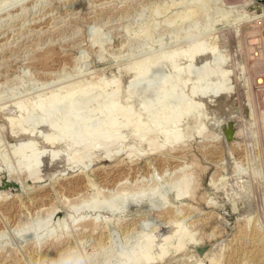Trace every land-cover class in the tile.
<instances>
[{
	"label": "rangeland",
	"instance_id": "obj_1",
	"mask_svg": "<svg viewBox=\"0 0 264 264\" xmlns=\"http://www.w3.org/2000/svg\"><path fill=\"white\" fill-rule=\"evenodd\" d=\"M197 41L221 59L204 84L227 71L232 141L212 129L222 114L208 103L200 136L160 147L159 135L150 148L125 128L109 157L72 162L67 145H54L47 150L66 156L39 158V177L28 175L31 146L43 150L50 132L23 125L17 105L97 80L126 91L129 67ZM263 88L264 0H0V264H119L148 239L158 254L165 237L154 264H264Z\"/></svg>",
	"mask_w": 264,
	"mask_h": 264
},
{
	"label": "bare ground",
	"instance_id": "obj_2",
	"mask_svg": "<svg viewBox=\"0 0 264 264\" xmlns=\"http://www.w3.org/2000/svg\"><path fill=\"white\" fill-rule=\"evenodd\" d=\"M203 44L197 41L187 50L174 51L165 57L159 58L158 61L155 60L154 65H150L154 62L147 63L143 60L144 62L137 64L136 67H129L128 72L132 74V79L128 84L129 86H126V91L120 88L119 81L103 80L102 83V80H97L85 88L80 87V85L75 86L76 88L72 86V89L67 88V91H62L64 93L61 95L51 94L35 104L32 103L33 105L31 104L30 107H24L26 104L24 106L17 105V109H19V114H17L22 116L18 118L23 119V115L25 116L23 125L26 122L37 124V126L44 127L46 131L50 132L48 136L45 135L46 137L40 138L43 145H45L43 150L35 152L31 146V154L22 164L28 175L31 177L38 176V167H41L39 158L46 157L50 162L53 159L55 160V157L60 158L58 155L64 149L60 150L59 148V154H57L58 148L56 149L57 153L47 150L54 145H67L69 149H65L67 151L64 153L67 157L72 158L70 159L72 162L87 158L97 150L102 151L104 155L109 157V154H111L109 152L113 147L123 143V141L126 142L124 140L125 136L120 135L121 130L125 128L131 129L133 137L138 141L142 142L141 139L146 138V145L148 144L150 148H153L152 146L155 145L159 135L164 142V145L160 147L177 143L186 137L200 136L202 131L205 132L203 115L207 113L203 114L202 110L203 107L205 108L204 105L208 106V103H219L216 110L222 114V120L213 122L212 129L217 127L224 131L230 124L233 131V124H236L233 121L235 118L233 119L230 114L224 112L225 107L228 106V93L231 92L227 90L228 88L222 82L223 77L227 76V71H222L221 77L217 78L214 83L204 84L205 80L215 75L219 70L218 65L220 62L218 63L217 60L220 59V56L215 55L214 50L217 48L207 49L209 47L205 48L206 45L203 46ZM209 46L211 47V45ZM220 67L222 66L220 65ZM185 88L187 89L186 92L184 91ZM120 95H124L125 99L122 100H125V102H119L122 101ZM100 100V104H96L95 108L91 107L93 109H90L89 103ZM147 114L148 119H144ZM211 114L209 115L212 116ZM118 118H121L122 122H118ZM11 120L13 121V119H10L8 123L13 126L14 121ZM17 124L19 125V123ZM23 125H20V128L23 127L21 129L23 134L21 133L22 136L21 134L20 136L27 137L31 141V137L34 135L31 134L32 131H30V134H25L26 131H29V128L25 129L26 126ZM234 126L238 131L237 125ZM125 131L127 130L125 129ZM222 133L221 135H223ZM236 135L235 137H237ZM36 136L40 137V133ZM231 139L232 132L231 138L226 142ZM155 148L157 147L155 146ZM128 149L127 151H129ZM64 153L62 154L65 155ZM57 160L59 159H56V162ZM67 163L66 161L65 164ZM186 189L184 186L177 189L175 197L177 199L184 198V195L187 194ZM184 237L181 234L178 238V246L174 249L177 253H180L179 250L185 244L186 238L183 239ZM168 240V237L161 240L163 245L158 248L159 253L154 256L151 254V247L155 243L153 240L148 239L140 246H135L133 249L130 247L132 250L130 252L129 249L128 252L130 253L124 251L123 253H127L126 257H123L124 260L120 261V256L117 260H119V264H154L156 261H162L166 257ZM115 262L117 263V261Z\"/></svg>",
	"mask_w": 264,
	"mask_h": 264
},
{
	"label": "water",
	"instance_id": "obj_3",
	"mask_svg": "<svg viewBox=\"0 0 264 264\" xmlns=\"http://www.w3.org/2000/svg\"><path fill=\"white\" fill-rule=\"evenodd\" d=\"M231 132H232V125L229 124L227 128L223 131V136L225 141L231 138Z\"/></svg>",
	"mask_w": 264,
	"mask_h": 264
}]
</instances>
